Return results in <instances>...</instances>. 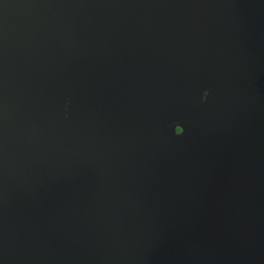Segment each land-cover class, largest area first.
<instances>
[{
	"label": "water",
	"instance_id": "water-1",
	"mask_svg": "<svg viewBox=\"0 0 264 264\" xmlns=\"http://www.w3.org/2000/svg\"><path fill=\"white\" fill-rule=\"evenodd\" d=\"M0 264H264V0H0Z\"/></svg>",
	"mask_w": 264,
	"mask_h": 264
},
{
	"label": "snow or ice",
	"instance_id": "snow-or-ice-1",
	"mask_svg": "<svg viewBox=\"0 0 264 264\" xmlns=\"http://www.w3.org/2000/svg\"><path fill=\"white\" fill-rule=\"evenodd\" d=\"M184 128H178L176 131H177V133H183L184 132Z\"/></svg>",
	"mask_w": 264,
	"mask_h": 264
},
{
	"label": "clouds",
	"instance_id": "clouds-1",
	"mask_svg": "<svg viewBox=\"0 0 264 264\" xmlns=\"http://www.w3.org/2000/svg\"><path fill=\"white\" fill-rule=\"evenodd\" d=\"M205 95H207V90L205 91Z\"/></svg>",
	"mask_w": 264,
	"mask_h": 264
},
{
	"label": "flooded vegetation",
	"instance_id": "flooded-vegetation-1",
	"mask_svg": "<svg viewBox=\"0 0 264 264\" xmlns=\"http://www.w3.org/2000/svg\"><path fill=\"white\" fill-rule=\"evenodd\" d=\"M178 129V128H177Z\"/></svg>",
	"mask_w": 264,
	"mask_h": 264
}]
</instances>
